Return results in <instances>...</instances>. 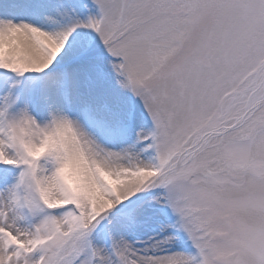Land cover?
<instances>
[{
  "label": "snow or ice",
  "instance_id": "1",
  "mask_svg": "<svg viewBox=\"0 0 264 264\" xmlns=\"http://www.w3.org/2000/svg\"><path fill=\"white\" fill-rule=\"evenodd\" d=\"M0 264H264V0H0Z\"/></svg>",
  "mask_w": 264,
  "mask_h": 264
},
{
  "label": "rangeland",
  "instance_id": "2",
  "mask_svg": "<svg viewBox=\"0 0 264 264\" xmlns=\"http://www.w3.org/2000/svg\"><path fill=\"white\" fill-rule=\"evenodd\" d=\"M124 179H125V181L130 182V178L125 177Z\"/></svg>",
  "mask_w": 264,
  "mask_h": 264
},
{
  "label": "bare ground",
  "instance_id": "3",
  "mask_svg": "<svg viewBox=\"0 0 264 264\" xmlns=\"http://www.w3.org/2000/svg\"><path fill=\"white\" fill-rule=\"evenodd\" d=\"M127 182V181H126Z\"/></svg>",
  "mask_w": 264,
  "mask_h": 264
}]
</instances>
